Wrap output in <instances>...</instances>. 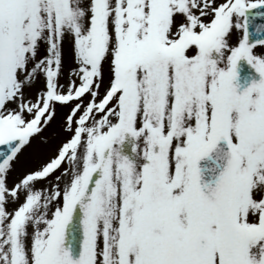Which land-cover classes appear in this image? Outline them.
I'll return each mask as SVG.
<instances>
[{
  "label": "snow or ice",
  "instance_id": "6c2138e0",
  "mask_svg": "<svg viewBox=\"0 0 264 264\" xmlns=\"http://www.w3.org/2000/svg\"><path fill=\"white\" fill-rule=\"evenodd\" d=\"M257 17L264 0H0V264H264ZM241 60L261 79L239 92Z\"/></svg>",
  "mask_w": 264,
  "mask_h": 264
},
{
  "label": "rangeland",
  "instance_id": "374dc122",
  "mask_svg": "<svg viewBox=\"0 0 264 264\" xmlns=\"http://www.w3.org/2000/svg\"><path fill=\"white\" fill-rule=\"evenodd\" d=\"M258 47H261V46H258ZM195 49V46H193V50ZM191 51V50H190ZM129 139L130 138H127L124 142V145L122 146V151H123V154L125 155H129L130 157L132 156V153H131V145L129 144ZM52 147L51 144H41L39 142L35 143L33 145V148L30 149V153H34V154H38V155H43L44 153H47L50 148ZM145 161H143L142 159L141 160H138V163H144Z\"/></svg>",
  "mask_w": 264,
  "mask_h": 264
},
{
  "label": "water",
  "instance_id": "95a60500",
  "mask_svg": "<svg viewBox=\"0 0 264 264\" xmlns=\"http://www.w3.org/2000/svg\"><path fill=\"white\" fill-rule=\"evenodd\" d=\"M237 71H238V79L236 80V82L240 87H245L248 81H250V78L248 77V74H247V72L250 71V69L246 65L241 64L238 67ZM242 75H244L245 77H242ZM74 251H75V254L78 255V252H79L78 244L75 246Z\"/></svg>",
  "mask_w": 264,
  "mask_h": 264
}]
</instances>
